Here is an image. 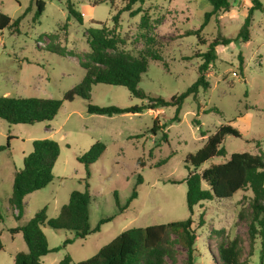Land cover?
I'll list each match as a JSON object with an SVG mask.
<instances>
[{"label": "rangeland", "instance_id": "374dc122", "mask_svg": "<svg viewBox=\"0 0 264 264\" xmlns=\"http://www.w3.org/2000/svg\"><path fill=\"white\" fill-rule=\"evenodd\" d=\"M45 1L44 12L35 19L37 6L33 0H0V10L12 18L25 14L18 29L0 30V96L63 98L85 76L80 60L90 50L87 29L91 26L113 28L112 16L124 5L123 0ZM69 1L83 14V23L75 17L68 18ZM231 1L232 9L217 19L213 17L201 31L205 44L200 43L196 35L187 34L200 27L205 12L211 8L208 0H145L133 6L142 9L135 16L129 11L121 13L117 31L125 40L122 47L138 54L149 45L162 56L161 60H151L147 72L142 75L139 86L147 94L169 98L194 82L201 62L199 54L207 49L208 42L219 34L235 36L245 19V0ZM145 13L150 17L148 28L140 25ZM250 29L248 42L217 47L216 65L207 74L210 88L201 89L197 99L186 98L180 121L170 123L169 119L175 114L172 106L112 116L89 113L88 101L81 97L64 102L58 114L49 121L10 124L0 117V145L9 143V147L0 151V215L3 216L0 231L4 243L0 264H14L15 254L27 250L22 233H14L11 229L27 222L45 206L48 217L57 216L70 193L75 189L84 190L87 180L92 194L91 225L95 227L104 216L117 215L102 224L100 231L75 238L65 246V239L74 238V232L44 227L50 247L61 246L58 251L42 257L45 264H59L67 254L74 261L87 259L124 230L191 216L186 182L172 180H183L189 175L185 158L202 147L207 136L221 124L231 121L243 137L226 136L223 145L227 155L215 156L193 170L201 172L212 164L223 162L233 151L259 153L264 150V11H255ZM49 34H54V38ZM52 42L65 46L67 54L47 50ZM240 51L244 55L243 70L239 66ZM147 101L133 96L125 86L99 83L92 87L89 102L101 106H131ZM156 117L160 122H168L167 141L161 140L162 130L157 135L150 131ZM194 119L200 121L199 126ZM200 128L206 135H202ZM9 135L13 136L10 140ZM46 137L57 140L61 148L53 169L55 177L47 187L26 196L25 212L18 220L9 204L14 173L32 151L33 140ZM96 141L104 142L106 151L90 166L88 175L78 157ZM172 152L174 155L168 162L159 165L161 159ZM139 174L143 182L138 185V197L118 212L115 192L123 205ZM251 198L250 190H241L233 198L207 200L194 207L192 217L196 225L201 215L205 221L198 228L196 241L204 254L202 259L208 257L210 236L219 238L214 232L218 229L225 230L223 237H241L244 258L247 257ZM210 245L216 251V242L211 241ZM177 247L181 252L180 264L185 250L180 245ZM249 264H264L260 237L256 239Z\"/></svg>", "mask_w": 264, "mask_h": 264}, {"label": "trees", "instance_id": "16d2710c", "mask_svg": "<svg viewBox=\"0 0 264 264\" xmlns=\"http://www.w3.org/2000/svg\"><path fill=\"white\" fill-rule=\"evenodd\" d=\"M33 1L37 6L34 17L37 19L44 12L46 1ZM208 1L211 8L205 12L200 27L190 30L187 34L196 35L200 43L204 44L206 41L201 37V31L213 17L217 19L232 9L231 0ZM123 2L121 10L112 16L113 28L91 26L87 29L90 50L85 53L84 59L80 60L81 66L86 71L80 83L69 89L63 98L2 95L0 96V117L10 124H34L49 121L58 114L64 102L81 97L88 101L87 110L89 113L112 116L122 113H141L145 110L172 106L175 108V114L169 119L170 123L180 121V112L186 98L193 96L197 99L201 89L210 88L207 74L216 65L217 47L229 45L232 42H248L251 37L250 27L255 11H264V3L261 0H251V5L247 9V14L237 34L235 36L219 34L208 42L207 49L199 54L201 62L198 65L197 78L183 92L166 98L162 95L151 96L139 86L142 75L149 68L150 61L161 60L162 56L149 45L138 54L124 49L122 44L125 40L117 31L121 13L129 11L131 16H135L142 9L140 7L133 8V6L143 4L145 0H123ZM67 8L68 18L75 17L80 23L84 22L83 14L75 8L72 2L69 1ZM24 15L12 18L0 10V30L7 27L18 29ZM140 25L142 28L150 26L149 15L145 13L142 16ZM49 36L54 38V34H49ZM46 49L61 55L67 54V48L59 43L52 42ZM238 58L240 69L243 70L244 55L242 51L239 52ZM99 83L125 86L133 96L148 99V101L131 106L93 104L89 102L91 101V90L94 85ZM194 123L197 126L200 125L198 119H194ZM167 126L168 122H160V119L156 117L150 131L157 135L159 130H162L161 140L167 141ZM200 130L202 135H206L205 131L201 128ZM226 136L243 137V134L231 124V121L221 124L214 133L207 136L202 147L194 153H189L185 158V166L190 172L189 175L183 180H172V182H186V199L191 216L166 223L129 228L103 245L95 255L74 261L72 256L67 254L59 264H179L181 252L177 245L185 250V257L180 264H249V258L254 254L258 237L261 238L264 252V150L259 153L233 151L223 162L212 164L201 172L193 170L215 156L227 155L228 152L223 145ZM11 138L13 136L9 135L8 139ZM32 144L33 149L24 157L23 166L14 173L12 193L9 198L13 215L18 220L25 212V197L47 187L53 181L55 177L53 169L61 151L59 142L48 137L34 139ZM7 147H9V143L0 145V151ZM105 151L106 144L96 141L78 157V160L85 165L88 175L90 166ZM172 155L174 152L161 159L159 165L167 163ZM139 162L143 165L141 160ZM142 182V175L139 174L131 195L123 205L119 194L115 192L118 212L123 211L138 197V185ZM241 190L252 192L249 202L248 233L250 243L247 257L244 258L241 237H223L225 230L218 229L214 230L215 234L219 236L216 241V251L207 244L208 257L205 258L206 260L202 259L204 254L197 247L196 241L199 237L198 228L204 225L205 221L201 215L200 222L198 226L196 225L192 217L194 207L207 200L233 198ZM91 200L90 183L87 180L84 190L75 189L70 193L68 202L62 205L57 216L48 217L47 206H45L35 212L27 222L11 229L14 233L21 232L27 245L26 251H19L15 254L14 264H45L42 257L60 249L61 246L50 247L44 231V227L47 225L55 229L74 232V238L65 239V246L75 238H85L93 232L100 231L102 224L116 217V213L104 216L93 227L90 222ZM0 220H3L2 215H0ZM3 249L4 243L0 231V250Z\"/></svg>", "mask_w": 264, "mask_h": 264}, {"label": "crops", "instance_id": "0c3cea01", "mask_svg": "<svg viewBox=\"0 0 264 264\" xmlns=\"http://www.w3.org/2000/svg\"><path fill=\"white\" fill-rule=\"evenodd\" d=\"M262 1V0H261ZM263 2V1H262ZM264 3V2H263ZM244 5H245V8L248 9V7L251 5V3L249 2V0H245L244 2ZM222 16V15H221ZM160 109V108H159ZM159 109H156V110H159ZM17 170V169H16ZM52 183V182H51ZM29 195V194H28ZM26 198V197H25ZM209 241V244L210 245V242L213 241V242H216L217 241V238H215V235L214 236H210V238L208 239ZM60 262V261H59Z\"/></svg>", "mask_w": 264, "mask_h": 264}]
</instances>
